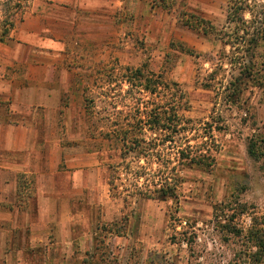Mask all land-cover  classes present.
Returning <instances> with one entry per match:
<instances>
[{
	"label": "rangeland",
	"instance_id": "rangeland-1",
	"mask_svg": "<svg viewBox=\"0 0 264 264\" xmlns=\"http://www.w3.org/2000/svg\"><path fill=\"white\" fill-rule=\"evenodd\" d=\"M233 5L232 0H144L140 16L135 14V3L128 15H115L114 21H125L127 28L117 22L105 29L67 33L61 52L71 58L62 61L60 69L73 72L74 84L72 92L62 95L56 113L55 129L63 151L60 167H92L97 184L89 190L82 185L74 188L80 193L75 200L89 204L66 208L65 215L74 210L75 219L64 222L61 234L75 231L80 238L62 254L64 259L53 257L52 262L47 257L42 264L60 263L59 259L72 264H244L245 235L256 221L264 227V155L256 159L249 154L254 142L264 153V40L251 62L247 44L238 35L260 25L264 0H249L244 13L235 12ZM201 19L211 21L219 32L204 35L199 29L206 24ZM10 20L7 7L0 5V32ZM253 20L257 22L247 26ZM46 42L38 40L36 52L16 40L0 48L1 73L6 69L0 85L8 80L15 85L13 77L21 64L16 56L41 57ZM188 47L193 54L186 52ZM250 62L256 66L252 77L244 73V65ZM137 68L160 75L168 88L156 96L140 92V80L128 82ZM91 98H95L96 111L109 110L112 120L105 122L92 110L87 112ZM146 100L164 105L167 119L174 115L171 108L180 105L185 130L172 136L181 145L187 140L192 156L203 145L201 153L215 161L213 166L196 164L180 170L183 182L175 198L126 201L124 187L119 188L123 195L115 198L109 184L110 165L121 162V144L100 132L106 131L104 123L117 119L116 112H121L119 121H124L135 113L134 107H144ZM9 101L10 94H0L2 111L6 112ZM169 146H173L170 141L163 146L166 160ZM90 181L92 186V177ZM37 210L30 201L28 211L33 218ZM24 225L0 222V230L8 235L5 227L25 230ZM4 241L0 237V245ZM20 257L24 264V259L27 264L40 262L37 255Z\"/></svg>",
	"mask_w": 264,
	"mask_h": 264
},
{
	"label": "crops",
	"instance_id": "crops-1",
	"mask_svg": "<svg viewBox=\"0 0 264 264\" xmlns=\"http://www.w3.org/2000/svg\"><path fill=\"white\" fill-rule=\"evenodd\" d=\"M133 3L137 4V16L144 13V0H32L22 18L16 21L11 40L0 41V48L16 40L19 46L24 44L36 52V42L48 40L43 45L46 50H41V57L16 56L21 64L13 77L15 85L9 80L3 82L4 86L0 85V94H10L6 112L0 109V205H12L23 179L32 181L34 190L30 201L38 206L35 218L29 211L20 214L17 209L0 208V222L14 223L22 218L24 228L30 230L28 246L43 247L44 258L52 262L53 257L64 259L62 254L80 238V233L75 231L61 234L64 222L75 219L74 210L65 215L66 208L89 204L75 200L80 193L74 188L82 185V189L89 190L97 184L92 167L75 170L71 166L60 167L63 151L55 129L58 125L56 113L61 109L62 95L72 92L74 84L73 72L60 69L62 61L71 58L61 50L66 46L67 33L74 29H105L117 22L126 26L125 21H114L115 15L120 18L128 15ZM44 34L47 35L44 37ZM5 76L6 69H2L0 83ZM40 111L47 114L40 115ZM0 234L7 239V233L0 230ZM5 245V241L0 245V253L4 255L0 264H24L20 257L24 248L5 255ZM63 259H59L61 263Z\"/></svg>",
	"mask_w": 264,
	"mask_h": 264
},
{
	"label": "trees",
	"instance_id": "trees-1",
	"mask_svg": "<svg viewBox=\"0 0 264 264\" xmlns=\"http://www.w3.org/2000/svg\"><path fill=\"white\" fill-rule=\"evenodd\" d=\"M30 0H0V5L7 7L9 16L11 20L7 24L8 27L0 32V41L9 42L11 40V32L15 27L16 21L18 20L17 15L25 12L26 8L29 6ZM249 0H232L234 4L232 8L237 13H244L247 8ZM203 24L206 26L203 29H199L203 32L204 35L215 34L218 29L212 24L211 21L206 19H201ZM243 22V19L241 20ZM257 22L253 20L252 22L247 21L246 23L252 25V23ZM245 24V21L243 22ZM251 31L249 28L244 29L242 35L238 37L247 44V52L252 58L254 57L255 50L259 46V42L264 40V17L261 18V22ZM246 26V27H247ZM237 33V32H236ZM229 41L226 43L228 44ZM187 53H194V50L190 47L186 49ZM245 64L244 73H249L247 76L252 77V73L255 69V63ZM129 70V69H128ZM137 68L134 70V76L128 77V82L131 84V80H140L139 85L142 87L140 92L150 93L153 96L159 94L162 89L168 88L164 82H162L161 76H156L148 70ZM156 78L155 80L153 79ZM85 91V87H84ZM85 96V95H84ZM87 101V99H85ZM91 106L86 104L87 112H91L105 122L112 120V114H109V110L102 112L103 110L96 111V101L95 98L89 99ZM177 103V102H176ZM179 103V102H178ZM180 105L173 106L174 115L170 119L165 118L168 112H165L164 105H160L155 101L146 100L144 107L137 105L134 107L135 113L133 115H128V119L124 121H119L121 112H116L115 120L110 123L105 124L102 128H105L106 131L100 132V135L104 136L106 139L117 140V143L121 144L120 150V159L121 162L110 165L112 169V178H110V188L111 191H114L113 197H121L123 191H120V187H124L127 195L124 196L125 200L128 199H157V200H167L177 197L178 187L183 178L180 176V170H183L185 166L188 165H201V166H213L215 158L208 156L207 154H202L203 145L198 149V155L192 156L190 152V145L186 140L182 145L179 144L180 140H176L172 135L180 134L182 130H185V127H182L183 119L179 115ZM99 129L101 126H96ZM102 128L100 130H102ZM151 134V135H149ZM160 136V137H159ZM164 136V137H163ZM171 142L173 146H169L170 153L166 154L170 158L166 160L163 156V146L167 142ZM187 144V145H186ZM185 145V147H183ZM210 150V149H207ZM174 154V161L172 155ZM249 154L256 159H260L264 153L257 147V144L254 142L249 146ZM143 161V163H142ZM176 162V165L174 164ZM264 169V163H263ZM33 184L32 181L21 180L18 186L17 195L15 201L11 204L0 205L1 209H6L10 211L19 210L21 212H27L30 206V199L33 195ZM18 211V212H19ZM19 224L22 223V218ZM5 226L12 224L3 223ZM4 229V228H2ZM9 229L7 243L4 254L10 252L11 250H21L23 249V255L28 257L32 255L35 258L37 255L40 264L44 258V253H42L43 247L39 249L30 248L28 246V235L26 229ZM29 230V229H28ZM23 231V232H22ZM13 232V234H12ZM237 234L240 237H243L242 230H236ZM24 233V234H23ZM26 236L25 239L23 236ZM246 251L242 263L244 264H264V227L261 224H258L257 221L252 223L251 228L247 235H245ZM25 239V240H24ZM11 244V247L8 246ZM253 248L255 250L253 251ZM3 255L0 253V256ZM87 256H90V253H86ZM25 257V256H24ZM1 260V259H0ZM24 262L27 264L26 259ZM42 264V263H41ZM55 264H72L70 260H64L62 263Z\"/></svg>",
	"mask_w": 264,
	"mask_h": 264
}]
</instances>
